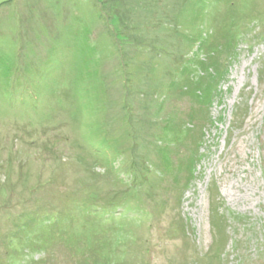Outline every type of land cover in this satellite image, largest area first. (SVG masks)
I'll return each mask as SVG.
<instances>
[{"label": "rangeland", "instance_id": "374dc122", "mask_svg": "<svg viewBox=\"0 0 264 264\" xmlns=\"http://www.w3.org/2000/svg\"><path fill=\"white\" fill-rule=\"evenodd\" d=\"M0 264H264V0H0Z\"/></svg>", "mask_w": 264, "mask_h": 264}, {"label": "trees", "instance_id": "16d2710c", "mask_svg": "<svg viewBox=\"0 0 264 264\" xmlns=\"http://www.w3.org/2000/svg\"><path fill=\"white\" fill-rule=\"evenodd\" d=\"M230 44V43H229ZM229 44L228 45H226V46H229ZM215 75H217V76H222V74L221 73H219V72H215ZM213 78V77H212ZM216 78V77H215ZM214 80H212V82H213ZM208 91H211V90H214V88H213V83L210 85V87H208V88H206ZM91 213H93L94 215H98L99 217H103V216H111L112 218H116L114 215V212H108V211H102V212H97V211H91L90 212V214ZM125 214H124V211L123 212H121V214H120V216H123V217H125L124 216ZM114 216V217H113ZM122 231H125L124 229H122Z\"/></svg>", "mask_w": 264, "mask_h": 264}]
</instances>
